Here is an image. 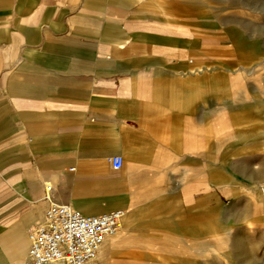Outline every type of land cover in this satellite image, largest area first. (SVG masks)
I'll use <instances>...</instances> for the list:
<instances>
[{"label": "crops", "instance_id": "obj_1", "mask_svg": "<svg viewBox=\"0 0 264 264\" xmlns=\"http://www.w3.org/2000/svg\"><path fill=\"white\" fill-rule=\"evenodd\" d=\"M139 2L0 0V264L27 263L28 233L44 223L50 202L85 216L124 211L117 232L86 264H107L130 236L165 237L132 224L129 148L150 111L189 108L227 87L190 78L193 37L136 25L131 13ZM149 2L166 9L164 1ZM177 64L184 65L163 75ZM152 67L155 79L139 94L137 76ZM115 156L123 159L119 170L111 166Z\"/></svg>", "mask_w": 264, "mask_h": 264}, {"label": "rangeland", "instance_id": "obj_2", "mask_svg": "<svg viewBox=\"0 0 264 264\" xmlns=\"http://www.w3.org/2000/svg\"><path fill=\"white\" fill-rule=\"evenodd\" d=\"M149 1L134 4V23L193 37L190 78L227 90L146 115L127 156L128 211L132 224L165 237L130 236L107 264H264V0H158L165 10ZM155 72L137 76L139 94ZM140 194L149 198L137 202Z\"/></svg>", "mask_w": 264, "mask_h": 264}, {"label": "built area", "instance_id": "obj_3", "mask_svg": "<svg viewBox=\"0 0 264 264\" xmlns=\"http://www.w3.org/2000/svg\"><path fill=\"white\" fill-rule=\"evenodd\" d=\"M122 164L121 156L111 158L114 170ZM50 190L47 186L45 199L49 202ZM123 214L116 210L85 216L69 206L50 202L44 223L28 233L26 264H86L98 254L104 239L117 232Z\"/></svg>", "mask_w": 264, "mask_h": 264}, {"label": "bare ground", "instance_id": "obj_4", "mask_svg": "<svg viewBox=\"0 0 264 264\" xmlns=\"http://www.w3.org/2000/svg\"><path fill=\"white\" fill-rule=\"evenodd\" d=\"M123 216H124V214H123ZM110 237H111V236H110ZM104 240H105V239H104ZM96 256H97V255H96ZM96 256H95L93 259H95V258H96ZM93 259H92V260H93ZM92 260H90V261H92ZM87 263H88V262H87Z\"/></svg>", "mask_w": 264, "mask_h": 264}]
</instances>
